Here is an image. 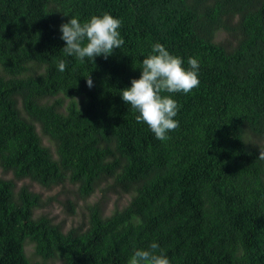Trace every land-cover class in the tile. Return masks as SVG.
<instances>
[{
  "label": "trees",
  "instance_id": "1",
  "mask_svg": "<svg viewBox=\"0 0 264 264\" xmlns=\"http://www.w3.org/2000/svg\"><path fill=\"white\" fill-rule=\"evenodd\" d=\"M105 12L124 45L93 63L66 57L59 25ZM155 42L185 67L200 61L199 86L173 94L179 127L163 141L119 95ZM55 97L66 106L46 103ZM0 167L83 198L108 179L130 195L63 232L33 217L39 194L0 178V264H126L153 240L171 264H264V0H0Z\"/></svg>",
  "mask_w": 264,
  "mask_h": 264
},
{
  "label": "clouds",
  "instance_id": "2",
  "mask_svg": "<svg viewBox=\"0 0 264 264\" xmlns=\"http://www.w3.org/2000/svg\"><path fill=\"white\" fill-rule=\"evenodd\" d=\"M122 21L110 13L92 15L81 21L72 16L59 25V39L64 42L62 52L80 63H93L96 57L107 59L114 49L124 45L120 28ZM187 67L184 60L172 54L163 44L155 42L140 62V75L121 89L120 98L135 113L137 123L145 124L158 140H166L169 133L179 127L175 119L179 105L173 94H189L200 84V61L189 57ZM65 59L59 60L56 70L64 72ZM85 83L93 87L92 78L87 75ZM126 264H171L160 244L153 240L146 248H135Z\"/></svg>",
  "mask_w": 264,
  "mask_h": 264
},
{
  "label": "rangeland",
  "instance_id": "3",
  "mask_svg": "<svg viewBox=\"0 0 264 264\" xmlns=\"http://www.w3.org/2000/svg\"><path fill=\"white\" fill-rule=\"evenodd\" d=\"M226 38L227 35L223 31H220L216 34L215 41L222 42L225 41ZM55 99L62 103L63 108L68 102V99L64 97L49 98L45 101L46 103H52ZM36 129L41 137L43 145L46 146L50 150L52 156L55 157L56 152L54 144L41 135L38 126ZM0 178L12 180L15 184V190H18V188L22 186H26L31 192L39 194L44 204L33 211V217L46 216L53 224L58 225L63 232L73 227L86 228L89 216L88 208L93 204H97L99 208H101L102 216L105 217L110 215L115 209L120 210L124 208L130 200L129 194L123 192L119 188H113L111 179L102 181L90 196L83 198L79 195L77 185L67 181L60 185L45 188L29 179L16 180L10 172H3L1 167ZM25 253L31 260H38L31 244L26 245ZM49 264H63V262L59 259H54L49 261Z\"/></svg>",
  "mask_w": 264,
  "mask_h": 264
}]
</instances>
